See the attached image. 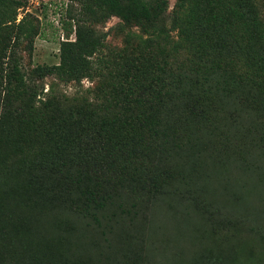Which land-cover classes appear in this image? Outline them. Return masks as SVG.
<instances>
[{"label": "trees", "instance_id": "16d2710c", "mask_svg": "<svg viewBox=\"0 0 264 264\" xmlns=\"http://www.w3.org/2000/svg\"><path fill=\"white\" fill-rule=\"evenodd\" d=\"M79 3L86 15L118 17L123 46L106 55L104 37L79 27L73 41L62 42L58 62L27 73L18 46L28 39L30 53L38 28L26 15L17 21L25 0H0V264H111L114 255L79 259L60 238L41 245L28 218L72 213L84 219L85 238L113 230L127 214L126 197L164 193L203 151L232 139L237 146L239 137L254 157L249 149L238 156L264 157L258 0H177L169 27L161 19L166 0ZM47 77L79 85L88 79L94 87L67 96L50 83L43 91L37 81ZM117 236L129 245V264L147 258L131 235ZM239 251L224 260L202 249L190 264H242Z\"/></svg>", "mask_w": 264, "mask_h": 264}, {"label": "rangeland", "instance_id": "374dc122", "mask_svg": "<svg viewBox=\"0 0 264 264\" xmlns=\"http://www.w3.org/2000/svg\"><path fill=\"white\" fill-rule=\"evenodd\" d=\"M166 1L161 19L169 27L177 0ZM258 1L264 9V0ZM69 9L71 15L67 14ZM24 15L38 28L30 53L28 39L23 38L18 46L22 68L27 73L37 65L58 62L62 42L73 41L79 27L94 36L104 37L102 52L106 55L123 46L124 32L120 29L118 17L109 16L101 20L100 14L86 15L79 0H25V5L18 9L17 21ZM50 83L67 96L94 87L88 79H83L80 85L64 84L51 77L37 81L44 86L43 91ZM239 108L242 109L237 106ZM241 114L246 120V111ZM237 143L235 146L232 139L228 147L221 146L198 154V159L186 167V171L180 172L184 173L183 176L174 174L171 183L163 187L164 193L158 196L151 193L144 200L126 197L123 205L127 214L123 219L118 218L113 230H103L104 233L97 230L83 238L80 230L85 228L84 219L76 220L72 213L49 210L33 214L28 218L29 223L33 218L30 225L40 231L41 245L51 246L60 238L68 249L80 251L79 259L87 261H91V257L94 261L97 256L114 255L111 264H129V245L118 241L117 233H120L123 238L131 235V239L141 245L139 251L147 258H143L140 264H190V258L193 260L202 249L201 254H221L225 256L224 260L242 249L237 261L264 264V157L258 162L251 160L254 157L252 149L239 137ZM246 149H249L251 157H243L241 153L238 156V150ZM212 155H216L217 160ZM21 209V205L16 206L17 212ZM36 231L34 234L38 235ZM85 240L87 245L82 249L81 244ZM30 241L33 246L37 244L31 238ZM70 262L75 264L74 260Z\"/></svg>", "mask_w": 264, "mask_h": 264}]
</instances>
